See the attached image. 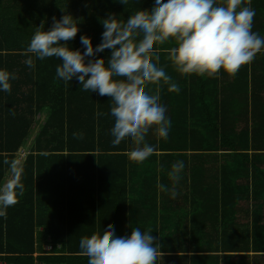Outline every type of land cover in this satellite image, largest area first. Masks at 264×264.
<instances>
[{
    "label": "trees",
    "instance_id": "16d2710c",
    "mask_svg": "<svg viewBox=\"0 0 264 264\" xmlns=\"http://www.w3.org/2000/svg\"><path fill=\"white\" fill-rule=\"evenodd\" d=\"M153 3L154 0H129L126 6L118 0H0V69L17 77L11 81L10 93L0 92V181L9 176L6 161L17 165L21 149H30L20 169L24 195L5 217H0V262L88 264L79 248L82 237L109 226L115 227L118 236L127 234L134 204L130 203L128 153L135 145L111 144L114 118L110 115V97L82 91L75 81L57 79L56 67L61 61L56 57L37 60L35 70L27 67L23 52L36 26L47 20L46 28H50L52 17L64 14L62 8L80 20L81 31L69 45L80 48L83 34L91 36L94 45L100 43L104 31L101 18L115 13L126 20L139 8L148 9ZM251 7L264 14V0H251ZM259 15L254 17L253 31L264 36V18ZM173 46L174 42L154 45L157 51L165 52L163 56L170 55ZM108 54L106 50L100 55ZM262 70L264 50L235 75L221 69L215 77L189 76L174 69L170 83H176L184 93L189 87L198 91L199 134L205 137L206 152L258 149L257 143L246 140L249 122L256 118L250 114L248 91L264 88ZM155 86L148 87L155 90ZM181 131L183 127L175 126L169 134L177 136ZM74 133H83V138ZM151 134L149 131L147 136ZM183 145L176 141L169 147L178 151ZM243 170L247 172L245 166ZM211 173L212 169H207V202L231 197L236 202L250 199L243 176L239 174L237 178L235 193L215 192L217 181L213 178L212 186ZM214 212H220L226 221L225 238L213 231L221 224L213 221ZM258 217L257 213L252 217L244 208L237 209V205L232 209L207 206L206 238L199 241V246L203 245L207 253L224 250L237 254L227 256L229 261L250 263L251 252H264V216ZM50 245L53 250L48 251ZM207 258L212 261L213 255Z\"/></svg>",
    "mask_w": 264,
    "mask_h": 264
},
{
    "label": "clouds",
    "instance_id": "9594fccd",
    "mask_svg": "<svg viewBox=\"0 0 264 264\" xmlns=\"http://www.w3.org/2000/svg\"><path fill=\"white\" fill-rule=\"evenodd\" d=\"M128 5L129 0H118ZM64 14L36 26L23 52L26 66L35 70L36 61L56 57V78L75 81L82 91L111 100V144L130 142L135 147L129 159L142 163L155 152L146 142L150 129L168 139L172 126L167 107L160 102L159 86L179 92L163 67L155 46L174 42L170 60L182 75L215 77L220 70L235 75L264 50V36L253 31L256 15L251 0H154L148 9L139 8L126 20L115 13L101 18L104 31L99 44L87 34L80 35V48L70 45L81 31L80 20L64 8ZM108 50L107 56H101ZM14 73L0 69V92H11ZM156 85L153 92L148 86ZM102 115V113H97ZM83 138V133H74ZM9 176L0 181V217L24 195L21 172L15 162L6 161ZM183 161L173 165L178 173ZM179 179L178 176L174 177ZM159 243L151 229L131 228L130 235L118 236L109 226L79 242L88 264H157Z\"/></svg>",
    "mask_w": 264,
    "mask_h": 264
},
{
    "label": "crops",
    "instance_id": "0c3cea01",
    "mask_svg": "<svg viewBox=\"0 0 264 264\" xmlns=\"http://www.w3.org/2000/svg\"><path fill=\"white\" fill-rule=\"evenodd\" d=\"M255 12L264 18L261 13L263 11ZM160 52L158 50V54ZM163 53L165 52L159 54L158 66L172 76L175 66L170 55L163 56ZM263 74L264 70L261 75ZM156 89L155 86V90H151L155 92ZM168 89L169 84L162 82L159 86L160 102L167 107L166 115L171 119V130L177 126L183 127L184 131L179 135L174 133L177 136L169 134L168 139L164 140L154 133L155 128L150 129L152 134L146 136L149 138L146 142L153 144L154 154L142 163L129 159L130 203L134 204L129 213L127 235H130L131 228L140 227L142 231L151 229L159 243L157 264H239L226 258L237 254L224 250L207 253L203 245L199 246V241L206 238L207 206H229L232 209V206L237 205V209L244 208L246 213L248 210L252 217L255 213L259 216L258 219L264 216V88L258 89V92L252 89L248 91L250 114L256 115V118L249 122L246 140L251 144L257 143L258 149L244 152H206L205 137L199 134L201 106L198 91L195 92L190 87L186 93ZM176 141L184 144L178 151L169 147ZM163 144L167 147L164 148ZM208 159L210 162L207 164ZM179 161H183L184 167L177 173L173 165ZM243 166L247 169L246 173ZM17 167L20 171L21 164H17ZM207 169H212V186L217 181L215 192L227 190L228 193H235L238 176H243L245 189L250 191V199L236 202L231 197L229 200L207 202ZM176 176L179 179L174 178ZM98 196L99 193L97 198ZM58 203L59 201L57 205L61 207ZM92 206L93 202L89 198V208ZM219 213L214 212L212 218L222 226L218 224L219 227H215L213 231L225 238L227 225L225 226L226 221H223V216ZM237 220L238 218L235 221ZM239 220L241 223L242 218ZM253 221L254 219L251 222ZM196 241L197 247L194 246ZM207 255H213L212 261ZM250 255V263L247 264H264V252H251Z\"/></svg>",
    "mask_w": 264,
    "mask_h": 264
},
{
    "label": "built area",
    "instance_id": "2783aa9c",
    "mask_svg": "<svg viewBox=\"0 0 264 264\" xmlns=\"http://www.w3.org/2000/svg\"><path fill=\"white\" fill-rule=\"evenodd\" d=\"M29 152H30V149H28V147H24L23 149H21V151H20V154H19V157H18V165H20L21 164V162L28 156V154H29ZM61 247L59 246V249H60ZM47 250L48 251H51V250H53V246H49L48 248H47ZM0 264H7L6 262H0Z\"/></svg>",
    "mask_w": 264,
    "mask_h": 264
}]
</instances>
